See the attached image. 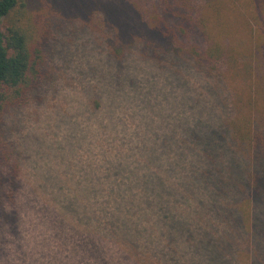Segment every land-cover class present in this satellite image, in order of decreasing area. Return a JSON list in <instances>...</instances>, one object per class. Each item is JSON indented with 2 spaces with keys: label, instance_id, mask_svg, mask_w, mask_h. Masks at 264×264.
<instances>
[{
  "label": "rangeland",
  "instance_id": "rangeland-1",
  "mask_svg": "<svg viewBox=\"0 0 264 264\" xmlns=\"http://www.w3.org/2000/svg\"><path fill=\"white\" fill-rule=\"evenodd\" d=\"M159 1L166 0H30L33 22L46 34L42 59L52 70L37 95L4 119L5 140L19 164L14 203L8 205L20 223L2 233L0 264H224L202 250L191 252L186 234L170 236L161 224L181 213L190 216L187 229L200 240L207 233L215 242L224 233L215 215H193L207 207L210 190L204 193L201 182L193 194L181 189L193 181L192 168L200 167L183 135L199 115L209 134L252 96L264 113L254 70L256 52H264V0H167L205 19L206 32L233 36L229 65L214 75L226 81V108L212 105L211 79L191 64L174 78L173 65L136 51L121 62L110 56L101 38L102 16L113 23L109 33H147L154 18L178 13L165 11ZM90 19L100 26L93 32L85 27ZM146 163L162 182L168 212L145 188ZM239 241L226 260L253 264L250 235Z\"/></svg>",
  "mask_w": 264,
  "mask_h": 264
},
{
  "label": "trees",
  "instance_id": "trees-1",
  "mask_svg": "<svg viewBox=\"0 0 264 264\" xmlns=\"http://www.w3.org/2000/svg\"><path fill=\"white\" fill-rule=\"evenodd\" d=\"M160 3L165 11L174 12L177 9L178 13L173 17L166 16V20L159 16L154 18L153 30L147 33L128 29L109 33L113 23L106 21L105 17L109 19L106 13L102 16L106 28L102 29L101 38L110 56L121 62L136 51L145 59L165 61L168 67L173 65L174 78L180 73L179 68L185 69L191 64L206 80L211 79L209 91L215 98L212 105L221 104L226 108L228 99L221 96V86L226 85V81L218 79V76L215 79L214 75L229 65V55L235 47L233 36L228 39L231 35L210 34L206 32L207 21L202 17L196 18L189 8L182 11L177 4L167 0ZM30 11V0H0V133L3 132V136L0 134V238L4 231L14 230L20 223L17 210H10L12 207L8 205L14 203L19 164L14 157V148L5 140L4 119L10 111L22 108L37 95L42 87L43 75L45 82V76L51 74L52 70L48 71V64L46 62L45 65L42 59L46 34L39 33ZM85 24L92 32L100 27L91 19ZM252 55L254 53L251 58ZM255 60L257 85L262 84L257 91L264 95V52L261 55L256 52ZM255 99L254 96L250 97L240 111L236 108L239 104L234 105V115L226 117L222 126L209 131V134L204 132V120L199 115V121L187 126L183 135L189 144L188 150L198 156L200 167L192 168L190 177H193V181L182 185L181 189L183 193L193 194L201 182L204 193L210 190L208 197L204 196L203 199L209 203L205 204L207 207L194 209L193 215L200 220L202 213L206 212L222 220L225 230L221 238L214 242L204 233L200 240L190 227L187 229L190 216L183 217L181 213L177 219L166 221L167 225L161 224L170 231V236L177 230L186 234L191 252L202 250L211 261L217 258L224 264H229L226 259L234 255L231 245L240 243L239 240H243L245 235H250L254 246L248 256L249 261L264 264V113L257 108ZM212 120L209 119L207 123H213ZM184 122L189 124L187 120ZM148 166L149 163H146L144 167L149 178L145 188L159 200L160 210L168 212L171 207L165 206L163 188H159L162 182ZM62 208L67 210L64 206ZM58 213L63 216V213ZM156 226L162 235L163 227ZM116 231L120 232V228ZM116 237H119V233H116ZM133 248L130 246L129 252Z\"/></svg>",
  "mask_w": 264,
  "mask_h": 264
}]
</instances>
